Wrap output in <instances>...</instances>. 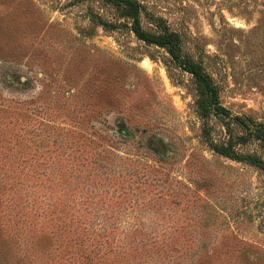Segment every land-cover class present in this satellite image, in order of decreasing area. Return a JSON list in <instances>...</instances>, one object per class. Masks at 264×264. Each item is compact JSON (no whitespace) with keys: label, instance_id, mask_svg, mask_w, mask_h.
<instances>
[{"label":"rangeland","instance_id":"374dc122","mask_svg":"<svg viewBox=\"0 0 264 264\" xmlns=\"http://www.w3.org/2000/svg\"><path fill=\"white\" fill-rule=\"evenodd\" d=\"M139 1L179 58L109 0H0V264H264V166L212 146L264 131V0Z\"/></svg>","mask_w":264,"mask_h":264},{"label":"trees","instance_id":"16d2710c","mask_svg":"<svg viewBox=\"0 0 264 264\" xmlns=\"http://www.w3.org/2000/svg\"><path fill=\"white\" fill-rule=\"evenodd\" d=\"M113 3L120 12V15L131 20V29L135 34L145 40L147 43L157 44L161 46H168L170 52L179 58L180 49V36L176 32L167 30V28H160L157 24L152 26L153 31L144 29L141 19L142 4L139 0H109ZM186 69L191 72L198 84L199 98L197 103L201 109L202 118H208L211 112L215 109L217 104V93L216 88L208 76L203 72L202 67L195 61L190 59H185ZM243 124V123H242ZM244 125V124H243ZM251 125V124H250ZM250 125H245L248 129L246 136L239 135L234 142L232 139L223 140L220 143H212L214 150L223 155L231 158H237L239 160L245 159L251 164H256L259 166H264V160L258 158L256 154L243 155L236 151L235 145L239 142H246L250 138L260 139L264 144V131L260 127H250ZM209 129L207 130V132ZM86 236V235H85ZM93 236L91 234L86 236V240L90 242ZM99 253V252H96Z\"/></svg>","mask_w":264,"mask_h":264},{"label":"water","instance_id":"95a60500","mask_svg":"<svg viewBox=\"0 0 264 264\" xmlns=\"http://www.w3.org/2000/svg\"><path fill=\"white\" fill-rule=\"evenodd\" d=\"M122 132H124L125 134H128V132L125 129H123V128H122Z\"/></svg>","mask_w":264,"mask_h":264}]
</instances>
